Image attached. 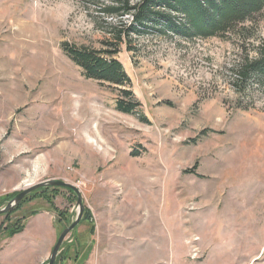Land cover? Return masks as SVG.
I'll return each instance as SVG.
<instances>
[{
  "label": "rangeland",
  "instance_id": "1",
  "mask_svg": "<svg viewBox=\"0 0 264 264\" xmlns=\"http://www.w3.org/2000/svg\"><path fill=\"white\" fill-rule=\"evenodd\" d=\"M111 4L0 0V200L49 179L79 189L94 232L80 221L58 264H264V81L240 93L229 70L254 40L129 31L131 16L108 14ZM257 29L264 38V11ZM64 42L115 50L138 108L119 111L116 86L83 76ZM89 100L109 115L98 139L77 124ZM39 189L9 216L29 223L26 242L46 229L37 216L48 213L58 237L78 210L73 191ZM21 237L0 231V253L23 249Z\"/></svg>",
  "mask_w": 264,
  "mask_h": 264
},
{
  "label": "trees",
  "instance_id": "2",
  "mask_svg": "<svg viewBox=\"0 0 264 264\" xmlns=\"http://www.w3.org/2000/svg\"><path fill=\"white\" fill-rule=\"evenodd\" d=\"M129 2L130 0H112L110 6L104 7L110 15H130L133 25H130L129 31L139 32L138 25H140L143 28L155 27L161 35L171 32L185 38L218 37L223 40L231 39L238 45L254 40L248 50L241 46V55L234 60L229 70L233 81L240 83V88L237 89L240 93L245 91L246 83L250 79L260 83L264 81V38L258 36L257 29L260 16L264 11V0H136L131 4ZM116 34L115 38L121 41L123 38L120 37L119 32ZM62 49L81 69L83 76L111 87L116 86L118 95L116 108L119 111L131 113L138 108L140 103L129 89L130 78L120 61L114 57L115 50L76 47L66 42L62 44ZM187 172L194 171L190 169ZM11 195L13 196V193L4 196L0 202ZM36 195L37 193L34 192L5 213V221L9 222L4 225L2 221L0 231L6 237H12L24 229L25 224L19 220L11 222L9 216L26 199ZM62 216L61 212L58 216L59 222L64 220ZM80 221L89 223L87 232L89 235L94 232L92 216L88 209L84 208ZM76 240L78 244L85 243L79 235ZM68 248L63 243L55 264L67 257Z\"/></svg>",
  "mask_w": 264,
  "mask_h": 264
},
{
  "label": "crops",
  "instance_id": "3",
  "mask_svg": "<svg viewBox=\"0 0 264 264\" xmlns=\"http://www.w3.org/2000/svg\"><path fill=\"white\" fill-rule=\"evenodd\" d=\"M48 213L43 214V216H37L38 221H43L45 224L43 226V232L41 238H37L36 240H30L29 242H26V237H21L26 230H28L29 223L26 222L24 229L16 234L15 236L11 237L10 240H14L18 238L19 236L21 237V240L19 241L21 243V247L23 249H18L20 245H18L16 248H14L13 245H10V248L12 247L14 250L9 248V251L7 253H0V258L2 259L3 263L6 264H41L43 263L49 253L51 252L56 240H57V231L56 228L53 224L52 217ZM50 218H48V217ZM38 225V223L36 224ZM35 225V226H36ZM39 240V241H38ZM9 241L7 244H9ZM24 256V260L20 261L19 257ZM1 264V263H0Z\"/></svg>",
  "mask_w": 264,
  "mask_h": 264
},
{
  "label": "water",
  "instance_id": "4",
  "mask_svg": "<svg viewBox=\"0 0 264 264\" xmlns=\"http://www.w3.org/2000/svg\"><path fill=\"white\" fill-rule=\"evenodd\" d=\"M48 186H56V187H65L71 189L77 197V214L75 219L70 223L67 227H65L58 235L57 240L50 252V255L46 261L47 264H55L57 254L59 252V249L67 237V235L79 224L82 215H83V210H84V205H83V198L82 195L79 191V189L68 182L62 181V180H57V179H49L45 181H41L35 184H30L26 187H24L22 190H20L18 193H16L4 207L0 208V214H4L14 207H16L25 197H27L30 193L36 191L39 188L43 187H48Z\"/></svg>",
  "mask_w": 264,
  "mask_h": 264
},
{
  "label": "bare ground",
  "instance_id": "5",
  "mask_svg": "<svg viewBox=\"0 0 264 264\" xmlns=\"http://www.w3.org/2000/svg\"><path fill=\"white\" fill-rule=\"evenodd\" d=\"M32 34V33H31ZM34 35V34H33ZM32 36V35H31ZM34 37V36H33ZM22 40V39H21ZM34 46H36V44L34 45ZM15 48V47H14ZM13 48V49H14ZM32 48V47H31ZM41 49H39V51H40ZM42 56V55H41ZM34 58V57H33ZM40 60V59H39ZM33 66V65H32ZM31 67V66H30ZM38 67V66H37ZM81 85V84H80ZM83 85V84H82ZM81 88V87H80ZM79 88V89H80ZM78 90V89H77ZM76 90V91H77ZM57 91H58V89H57ZM67 91V90H66ZM70 91V90H69ZM75 91V92H76ZM59 92V91H58ZM63 92V91H62ZM72 92H74V91H72ZM78 92H81V91H77L76 93H78ZM57 94V93H56ZM82 94V93H81ZM80 94V95H81ZM64 95V94H63ZM78 95H79V93H78ZM65 96V95H64ZM85 96V95H84ZM58 97V96H57ZM61 97V96H60ZM59 97V98H60ZM77 97V96H76ZM95 97V96H94ZM80 98V97H79ZM90 98V97H89ZM97 98V97H96ZM86 99V98H85ZM96 100H98V99H96ZM79 101V100H78ZM91 103L94 101V100H89ZM61 102V101H60ZM44 103V102H43ZM57 103H58V101H57ZM78 103V102H77ZM48 104V103H47ZM84 104V103H83ZM49 105V104H48ZM79 105V104H78ZM82 105V104H81ZM65 106V105H64ZM83 106V105H82ZM82 106H80V107H82ZM91 106V105H90ZM63 107V106H62ZM49 108V107H48ZM63 108H65V107H63ZM66 109V108H65ZM75 109V108H74ZM82 109V108H81ZM61 110V109H60ZM59 111V110H58ZM44 112H46L45 110H44ZM49 112H50V110H49ZM86 112V111H85ZM47 114H48V112H46ZM63 113V112H62ZM41 114V113H40ZM41 115H43V114H41ZM55 115V114H54ZM51 116V115H50ZM49 116V117H50ZM53 116V115H52ZM87 116H88V118H86L84 121H77L78 123L77 124H79L78 126H80V129H81V131H80V134L81 135H83V136H89V137H91V138H96V139H98V137H100V131H99V128H100V124H101V117H105V118H108L109 119V115L107 116V114L105 115L104 114V112H103V110H102V108H99L96 104H95V102H93V106H91L90 107V110H89V112H88V114H87ZM41 117V116H40ZM46 117V116H45ZM55 117H56V115H55ZM47 118V117H46ZM73 118V117H72ZM71 118V119H72ZM42 119V118H41ZM71 119H70V121H71ZM101 119V120H100ZM57 120H58V118H57ZM42 122V121H41ZM54 122V121H53ZM60 122V121H59ZM40 123V122H39ZM48 124H49V121L47 122ZM46 123V124H47ZM91 123H92V127H91V129H89L90 127H89V125L88 124H90L91 125ZM38 124V123H37ZM77 124H75V125H77ZM41 125V124H40ZM42 126V125H41ZM54 126V125H53ZM77 126V127H78ZM51 127V126H50ZM55 127V126H54ZM89 127V128H88ZM57 128V127H56ZM44 129V128H43ZM49 129V128H48ZM48 129H44L43 130V132H49V131H47ZM52 129V128H51ZM77 129H79V128H77ZM76 129V130H77ZM67 130V129H66ZM40 131H42V128H41V130ZM56 131V130H55ZM54 132V131H53ZM35 133L37 134V133H39L38 131H36L35 130ZM52 133V132H51ZM48 135H49V133H48ZM65 135V134H64ZM51 136V135H50ZM60 136V135H59ZM40 138V137H39ZM43 139L44 138H46V137H42ZM49 138V137H48ZM77 138V137H76ZM46 140V139H45ZM54 140V139H53ZM65 140V139H64ZM63 140V141H64ZM68 140V139H67ZM47 141V140H46ZM73 141H74V139H73ZM52 142H54V141H52ZM61 142V141H60ZM47 143V142H46ZM76 143V142H75ZM103 143V142H102ZM74 144V143H73ZM105 144V143H104ZM103 144V145H104ZM47 145V144H46ZM61 145V144H60ZM63 146V145H62ZM61 146V147H62ZM65 146V145H64ZM63 146V147H64ZM105 146H107V145H105ZM59 147V146H58ZM45 148H46V146H45ZM66 148V147H65ZM61 149V148H60ZM105 150V149H104ZM107 150V149H106ZM149 183V182H148ZM155 185H157V184H155ZM236 190V189H235ZM239 190V189H238ZM151 203V202H150ZM151 207V206H150ZM152 208V207H151ZM151 208H149L148 209V211L150 212L151 211ZM149 217V216H148ZM150 220V219H149ZM150 224V223H149Z\"/></svg>",
  "mask_w": 264,
  "mask_h": 264
}]
</instances>
